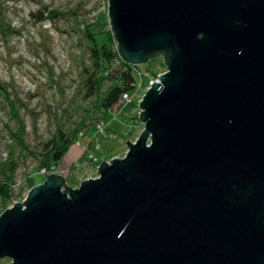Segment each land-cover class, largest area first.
I'll return each instance as SVG.
<instances>
[{"label":"water","instance_id":"95a60500","mask_svg":"<svg viewBox=\"0 0 264 264\" xmlns=\"http://www.w3.org/2000/svg\"><path fill=\"white\" fill-rule=\"evenodd\" d=\"M124 60L168 71L99 177L0 216L10 264H264V0H109Z\"/></svg>","mask_w":264,"mask_h":264},{"label":"rangeland","instance_id":"374dc122","mask_svg":"<svg viewBox=\"0 0 264 264\" xmlns=\"http://www.w3.org/2000/svg\"><path fill=\"white\" fill-rule=\"evenodd\" d=\"M44 10L61 17L36 20L33 14ZM85 24H94L99 37L113 36L109 0H0V84L26 125L22 148L10 136L9 129L18 125L0 93V180L12 183L7 201L0 192V216L17 202L23 203L51 173L63 175L72 189L99 177L102 162L126 157L127 141L136 142L145 130L140 102L159 75L168 71L164 59L137 66L138 84L131 98H123L106 113L100 96L112 86L110 80L102 82L99 95L87 96L91 60ZM85 121L87 127L58 165L40 169L45 144L57 130L72 131ZM10 263L8 258L0 260V264Z\"/></svg>","mask_w":264,"mask_h":264},{"label":"trees","instance_id":"16d2710c","mask_svg":"<svg viewBox=\"0 0 264 264\" xmlns=\"http://www.w3.org/2000/svg\"><path fill=\"white\" fill-rule=\"evenodd\" d=\"M33 16L40 22H43L47 18L56 20V18L61 17L57 12L50 10L34 13ZM93 27L94 24H85L84 26L85 36L89 42L88 54L91 60V66L89 69L87 68V77L85 80L88 92L87 96H89V94L99 95L102 89V82L110 80L112 86L105 95L100 96L101 109L107 113V111L111 110L123 99L125 94H130L134 91L138 84L137 74L139 67L132 66L124 60L114 35L112 36V34H110L106 38L99 37V32H96ZM116 62H119L120 65L118 67H113ZM0 93L5 96L4 98L11 108L13 119L16 120V124L18 125L16 130L9 129L10 136L15 144L24 148L26 147V125L15 104L8 95L7 89L1 84ZM87 122L88 121L81 123L78 128L72 131H66L62 128L58 129L53 137L45 144V154L43 155L39 168L50 169L53 165H58L70 146L77 141L79 133L87 127ZM11 184V182L4 183L0 180V192L6 197L5 201H7L6 199L9 197V188ZM31 184H34L33 179ZM7 204L8 203L5 204V209L8 207Z\"/></svg>","mask_w":264,"mask_h":264},{"label":"built area","instance_id":"2783aa9c","mask_svg":"<svg viewBox=\"0 0 264 264\" xmlns=\"http://www.w3.org/2000/svg\"><path fill=\"white\" fill-rule=\"evenodd\" d=\"M123 98L126 99V100H129L131 98V95L129 93L128 94H125L123 96Z\"/></svg>","mask_w":264,"mask_h":264}]
</instances>
